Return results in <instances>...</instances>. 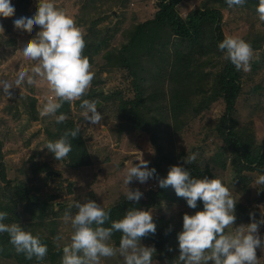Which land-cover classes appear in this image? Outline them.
Listing matches in <instances>:
<instances>
[{
  "label": "rangeland",
  "instance_id": "1",
  "mask_svg": "<svg viewBox=\"0 0 264 264\" xmlns=\"http://www.w3.org/2000/svg\"><path fill=\"white\" fill-rule=\"evenodd\" d=\"M160 2L55 0L56 7L70 15L84 33L83 54L89 58L94 78L81 99L95 100L104 116L100 124L92 125L81 116L80 101L70 103L68 117L80 128L91 165L74 168L67 157L58 161L42 149L58 115L39 114L45 97L50 95L47 81L37 78L34 85H17L13 95L0 90V207H9L6 223H19L47 244V258L32 264H60L62 247H57L53 237L63 233L65 240L59 243L62 246L68 242L71 228L61 217L65 211H77L74 201L91 199L104 203L107 209L126 200L128 188L122 185V168L126 161L139 163L137 158L149 161V168L161 163L165 173L173 165L209 169L238 201L233 227L250 223V212L256 219L261 218L264 185L258 186L254 180L263 171L244 170L217 129L226 114L222 75L230 61L214 42L210 25H203L198 36L189 38L174 35L167 27L149 26L142 31L151 36L148 45L136 46L133 54L130 42L137 27L155 18ZM35 3L15 0L14 12L31 11ZM257 3L247 0L243 6L229 8L225 0H182L177 7L185 20L195 11L218 10L224 37L236 36L251 44V68L238 71L241 91L231 117L237 133L249 137L256 146L264 138V22L257 17ZM11 17L12 13L0 18L5 29L0 33V75L9 78L19 66H33L34 61L23 55L19 45L39 31L35 25L33 30L17 26ZM34 99L37 113L32 110ZM135 101L139 103L136 114L144 121L145 129L130 125L121 114L123 107ZM180 102L187 104L175 113L177 119L172 113L165 118L163 113L168 112L170 104ZM192 153L198 154L196 161L184 163L187 154ZM155 175L144 184L130 183L132 190L139 188L144 194L138 202L131 201L134 207L146 209L147 194L159 191ZM167 193L168 199H159L149 209L156 231L163 229L171 236L169 254L173 261L179 255L177 234L182 231V217L197 210L177 197L171 186ZM258 231L264 239V225ZM110 243L118 247L112 238ZM142 243L155 247L152 241ZM155 249L154 264L155 260L167 264ZM257 257L259 264H264V246L257 248ZM0 264L19 262L0 255ZM100 264H122V258H103Z\"/></svg>",
  "mask_w": 264,
  "mask_h": 264
},
{
  "label": "clouds",
  "instance_id": "2",
  "mask_svg": "<svg viewBox=\"0 0 264 264\" xmlns=\"http://www.w3.org/2000/svg\"><path fill=\"white\" fill-rule=\"evenodd\" d=\"M225 3L233 8L245 5L247 0H225ZM14 9L15 0H0V18L12 13V21L17 26L28 30H33L34 25L39 26L33 38L19 45V50L34 64L30 68L19 66L11 78L0 75V90L5 95H13L17 85L31 86L40 78L47 81L50 90L39 108L41 116L54 115L64 102L79 100L83 119L92 125L100 124L104 116L97 110V102L81 99L94 78L89 58L83 54L86 41L81 28L63 9L56 7L55 0H36L34 9L28 12L15 13ZM256 14L264 22V0H258ZM4 30L0 20V33ZM217 47L237 71L250 70L253 49L249 42L226 35ZM55 119L61 124L67 116L60 113ZM79 132V126L65 129L58 139L47 141L42 149L46 148L60 161L72 151L69 138L75 139ZM197 155L187 154L184 163L196 161ZM137 160L139 163L126 161L122 168V185L128 188L127 201L138 202L144 195L139 188L132 190L131 182L144 184L156 173L154 167H148L149 161ZM254 183L264 185V172L256 176ZM158 185L161 188L171 186L176 196L184 198L191 209L198 208V201L203 205L202 210L183 215L182 231L177 234L179 255L172 264H259L257 248L264 246V239L258 230L264 225V204L259 205L260 219L250 212V223L233 227L238 201L220 178H197L182 165H173L167 176L158 180ZM74 207L77 210L74 214L65 211L61 217L71 228L68 242L62 246L59 243L65 240L63 233L53 237L57 247H62L60 264H100L103 258L117 255L122 258V264H154L155 247L142 243V238L155 234L157 228L150 209L131 207L121 219L111 220L110 226L105 227L110 219V209H106L104 203L85 199L74 201ZM8 215V212L0 211V233L8 234L15 252L23 253L28 260L33 257L37 262L44 260L48 246L41 236L19 223H5ZM117 231L121 237L119 246L115 247L110 241ZM155 264H158L156 260Z\"/></svg>",
  "mask_w": 264,
  "mask_h": 264
},
{
  "label": "trees",
  "instance_id": "3",
  "mask_svg": "<svg viewBox=\"0 0 264 264\" xmlns=\"http://www.w3.org/2000/svg\"><path fill=\"white\" fill-rule=\"evenodd\" d=\"M182 2V0H161L160 2V10L156 14L153 20L147 21L142 23L137 27L136 33L134 34L133 39L130 42V45H133V54L135 53L136 46H141V48H145L147 44V39L151 36L144 35L142 33L143 29L147 27H154L156 25L162 28L167 27L170 29L174 35L189 38L198 36L201 31L202 27L205 24H209L210 31L213 37L214 42L217 44L222 41L225 37L222 31V15L218 10H200L195 11L189 15V17L185 20L183 19L178 11L177 7ZM226 6H228L226 4ZM153 28V29H154ZM136 40V42H135ZM143 44L145 46H143ZM138 50V49H136ZM128 61H125L126 63ZM182 65V63H181ZM238 71L236 70L235 66L229 63L227 66L224 74L222 75V91L224 94V99L226 101V114L222 118L220 124L218 125V132L223 139L224 143L231 148L232 152L236 154L237 160L243 165L244 170H261L264 172V138L259 145H255L253 141L250 140L249 137H243L237 133L235 123L232 120L231 113L234 110V105L239 97L241 87L238 80ZM32 110L33 113L35 112L34 103H36L35 99L32 102ZM145 105L150 106L148 103H144ZM153 104V103H151ZM187 103H171L168 108V112L165 110L163 114L169 118L170 113L174 114V117L177 119L175 115L176 112L182 111ZM151 110L152 109V106ZM139 108V103H131L130 107H123L121 114L124 116V119L130 125H133L135 128H144L143 123L144 121L139 119L136 110ZM150 110V111H151ZM149 111V112H150ZM64 113L67 116L65 122L61 124L54 123V128L52 130H48L49 139L48 140H55L58 139L65 129H72L77 127L73 120H71L68 116L70 114V103L64 102L62 107L57 110V114ZM72 144V151L67 155L68 163L74 167H83L89 166L92 164L91 158L88 153V149L85 146L84 140L82 138L81 131L79 132L78 136L73 139L69 138ZM156 165V166H155ZM154 165L156 171V178L159 180L160 178H164L167 176L161 169V163H156ZM192 175L197 178H203L207 176L208 178H214L209 169H200L196 166H192L188 168ZM170 189V186L168 187ZM168 188H161L157 193L149 192L148 196V204L145 210L152 208L155 203L161 198H169ZM264 198V194H263ZM41 204L44 205L41 201ZM134 207L131 201H123L118 205L107 208L110 209V219L105 223V227L110 226L111 220H119L121 219L127 209ZM203 205L198 201V208L195 210H202ZM9 207H0V211H6ZM8 220V219H7ZM6 223V222H5ZM121 233L119 231L114 232L112 235V239L116 242L119 246ZM171 236L166 232V230H160L159 232L156 231L155 234H149L142 238V241H152L157 248V252L160 256V259L166 260L167 264H172V260L169 254V241ZM50 254V253H49ZM0 255L5 258H14L16 259L19 264H32L38 263L33 257V259L28 260L25 258L23 253L17 254L13 248V246L9 243V237L7 233H0ZM48 255V253H47ZM47 256L44 258L46 259ZM44 261V260H42ZM39 261V262H42ZM171 262V263H170Z\"/></svg>",
  "mask_w": 264,
  "mask_h": 264
}]
</instances>
